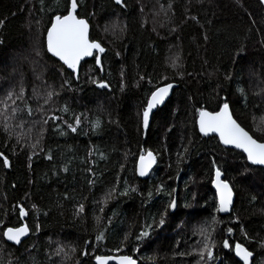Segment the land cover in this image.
<instances>
[{
  "label": "trees",
  "instance_id": "trees-1",
  "mask_svg": "<svg viewBox=\"0 0 264 264\" xmlns=\"http://www.w3.org/2000/svg\"><path fill=\"white\" fill-rule=\"evenodd\" d=\"M67 4L0 0V101L24 89L23 100L13 96L20 111L8 121L9 132L0 117V152L10 161L5 168L0 158V264H95L94 255L115 254L118 247L138 264H195L197 256L179 253L198 248L205 226L215 228L211 264H240L233 250L223 248L224 239L233 247L244 244L253 252L252 264H264V169L248 165L241 152L221 147L196 126L197 108L218 110L226 98L238 123L264 140V7L258 0H124L123 7L113 0H82L78 14L88 19L90 37L105 53L101 65L94 56L83 61L75 81L45 48L51 18ZM65 79L71 84L62 88ZM91 79L109 87L99 88ZM164 83L177 87L144 130L140 113L151 91ZM53 90L59 95L48 99ZM51 116L61 119L43 124ZM75 116L81 123L72 132L67 124H74ZM97 119L101 126L94 130ZM148 150L157 165L143 180L135 164ZM213 161L233 188L227 215L215 210ZM124 181L136 191L119 195ZM113 186L117 192L101 214L97 202ZM169 192L177 207L168 210L165 225L136 240L165 211ZM20 206L27 212L23 219ZM95 215L104 217L99 226ZM212 217L220 222L211 225ZM22 223L28 224L29 237L17 246L7 244L3 229ZM101 229L106 238L97 244ZM125 234L129 239L122 243Z\"/></svg>",
  "mask_w": 264,
  "mask_h": 264
},
{
  "label": "snow or ice",
  "instance_id": "snow-or-ice-1",
  "mask_svg": "<svg viewBox=\"0 0 264 264\" xmlns=\"http://www.w3.org/2000/svg\"><path fill=\"white\" fill-rule=\"evenodd\" d=\"M82 0H68V4L63 13L56 12L51 20L50 26L46 29V50L53 57L58 58L62 65L66 66L67 69L71 70V74L75 75L77 79H79V67L81 61L86 57H93L95 59L96 65H101V56L100 53L105 52V48L102 44L90 37V24L87 18H84L78 14V7ZM43 4V0H41ZM117 5H124V0H115ZM261 3H264V0H261ZM171 7V5H169ZM143 11V9H141ZM195 19V17H192ZM3 21H0L2 24ZM207 39V37H205ZM39 55V53H37ZM119 55V53H117ZM176 59H179L177 57ZM176 59L172 61L171 67L176 68ZM63 75V73H61ZM143 79V77H141ZM162 79L167 80V77H163ZM151 82V81H149ZM91 83L96 84L99 88H108L109 85L104 80L91 79ZM71 80L65 79L61 87L63 88L65 85H70ZM174 87L172 83H164L162 86H156L151 94L148 96L145 106L142 109V113H140L141 117V125L144 130H147L150 126V115L153 113V110L157 108V106L164 104L166 98L169 96L170 90ZM239 91L243 94V89H239ZM24 89L21 88L20 94L16 95L13 92H8L4 101H0V104L3 105V108L0 109V117L5 121L4 130L9 132L10 125L8 121L15 118L16 114L20 111L18 107L15 106V100H13V96H16V99L23 100ZM54 95H59L56 91H49L47 93L48 99H51ZM48 99L44 102L48 103ZM12 101V104L9 105L8 101ZM27 108L28 114L32 115V109L30 106L25 105ZM62 111L67 112V105L64 106ZM197 120L196 124L198 125L199 132L204 136H209L210 134H215L218 136L220 143L225 146H232L235 149L241 150L242 153L246 155V159L253 165L264 166V140L254 138L253 135L249 133L244 127L238 123L237 119L234 118L233 112L231 110L230 104L227 102V99H224V102L221 103L218 107V110L209 111L204 107H200L196 109ZM49 119L55 121L61 119L58 116H51L48 119L43 120V124L47 125ZM81 123L80 116L74 117V124L68 123L67 127L72 131L76 132L77 127ZM93 129H97L101 126V121L97 119L92 122ZM264 126V125H262ZM22 127V125H21ZM58 128V126H57ZM42 128L40 131V139L43 138ZM61 135L65 133L61 130ZM40 139L36 141V143L31 144V148L35 149L40 143ZM17 142H20V136H17ZM191 142V141H190ZM188 149L185 148V152ZM35 155V152H33ZM0 158H2L3 166L5 168L10 167V161L4 153L0 152ZM51 160V150L46 157ZM101 158L103 154H101ZM29 160H31V156H29ZM156 163V155L148 150L147 152L142 151L136 167V172L139 176L143 177L148 175L152 166ZM179 163V160H178ZM30 166V165H29ZM123 168V165H121ZM213 168L215 170V176L212 180V184L216 190V212L224 213L230 211V208L233 203V188L230 185L229 181L226 179H222L223 173L220 168L215 165V161H213ZM68 169L65 167L63 171H67ZM119 182V177H117V183ZM95 181L89 180V184H94ZM125 188L123 191L119 192L121 196L129 195V191L135 192L136 188L132 187L129 189L127 186V181H124ZM164 186H158V191H163ZM173 192L175 189L172 190ZM117 192V187L113 186L110 190H108L101 201L97 203L102 205L99 207V212L101 214L104 213V206L108 204V202L114 198V194ZM171 199L169 200L165 211L159 215V219L157 220L153 217L152 222L146 224V226L136 235V240L140 241L142 239L148 238L150 236V231L155 228L163 227L166 223V218L168 215V210H174L177 207L176 199L172 196V193H167ZM148 196L151 197L152 193L149 192ZM255 199V197H253ZM84 212V205L80 204L78 208V213ZM19 215L20 218L23 219L27 212L25 211L23 206L19 207ZM96 224L99 226L104 219L103 215H95L94 216ZM108 224H111V217L107 218ZM215 217L211 219V225H215L219 223ZM36 230H39V225L36 226ZM243 231V228L241 229ZM30 232V228L28 224H20L18 227H6L3 229L2 235L7 241L13 242L14 244H21L22 238L26 237ZM214 227H201L199 229V235L202 237V240L198 242V248L193 249L192 252L188 253H179V255H195L198 259L195 261V264H211V262L216 258L215 256V248L217 247V242L214 239ZM233 232L232 228L227 229V233L231 235ZM247 237V234L245 233ZM105 230L101 229L97 232L95 236V241L97 244H100L105 240ZM129 239V234H125L123 238V242ZM88 244V241H85ZM222 246L224 249H231L234 251L235 256L239 258V262L242 264H250L251 258L253 257V252L250 251L244 244L236 242L234 247L230 245L228 239H224L222 241ZM260 246L264 247V241L260 242ZM63 251V249H61ZM73 251L75 249L73 248ZM110 252L113 250H109ZM138 251V249H136ZM123 252L122 248H116L114 250L115 254H96L94 255L95 264H137V260L133 258L132 255L121 254ZM87 256L89 253L85 250L82 253Z\"/></svg>",
  "mask_w": 264,
  "mask_h": 264
},
{
  "label": "water",
  "instance_id": "water-1",
  "mask_svg": "<svg viewBox=\"0 0 264 264\" xmlns=\"http://www.w3.org/2000/svg\"><path fill=\"white\" fill-rule=\"evenodd\" d=\"M258 1H259V3L264 7V3H261V0H258ZM113 2L115 3V0H113ZM77 11H78V10H77ZM49 26H50V25H49ZM49 26H48V27H49ZM45 48H46V33H45ZM46 51H47V50H46ZM104 53H105V52H104ZM104 53H100L99 55L101 56V55H103ZM47 54H48L51 58H53L54 60H56L57 62H59V63L62 65V62H60V61L58 60V58L53 57V56H52L50 53H48V52H47ZM90 58H91V57H86V58H84V59L81 61V63H82L83 61H86V60L90 59ZM81 63H80V64H81ZM62 66H63V67L69 72V73H71V70H70V69H67V67L64 66V65H62ZM79 68H80V67H79ZM78 74H79V73H78ZM73 77H74L75 81H77L76 76L73 75ZM172 84H173V83H172ZM173 85H174V87L170 90L169 96L166 98L164 104L169 100V98L171 97V95H172V93H173V90L177 87L175 84H173ZM164 104L157 106V108L162 107ZM157 108H156V109H157ZM156 109L153 110V113L155 112ZM153 113H152V114H153ZM152 114H151V115H152ZM151 115H150V117H151ZM196 120H197V119H196ZM196 126H197V130H198V132H199L198 125L196 124ZM199 134H201V133L199 132ZM201 135H203V134H201ZM203 136H204V135H203ZM209 136H213V137H215V138L217 139V141H218V143H219V145H220L221 147H223V148H227V149H230V150H233V151L241 152V150H239V149H235V148L232 147V146H225V145H223L222 143H220L218 136H216L215 134H210ZM241 153H242V152H241ZM242 154H243V156L245 157L246 163H247L248 165L253 166V167H258V168H262V169H264V166L253 165V164H251L250 162H248L247 159H246V155H245L244 153H242ZM138 159H139V158H138ZM138 159H137L136 164H135V173H136V176H137L138 178H140V179H143V180L148 179V177L150 176L152 170H153V169L156 167V165H157V158H156V163L152 166V168H151V170L149 171L148 175L143 176V177L139 176L138 173L136 172V167H137ZM214 176H215V171H214V173H213V178H212V180L214 179ZM221 178H222V177H221ZM211 188H212V190H213V192H214V194H215V197H216V190H215V187L213 186L212 182H211ZM234 199H235V197H234V195H233V203H234ZM216 202H217V200H216ZM233 203H232V206H233ZM232 206H231V208H230V211H228V212H224V213H220V212H219V213H220L221 215H227V214H229V213L231 212V210H232ZM22 224H25V223H22ZM28 237H29V234H28L26 237L22 238V242L25 241ZM3 239H4V241H5L7 244L17 246V244H14L13 242L7 241L5 238H3ZM18 245H19V244H18ZM233 254H234V258L239 262V258L235 256L234 251H233ZM252 260H253V257L251 258L250 264H252ZM239 263L242 264V262H239ZM137 264H138V261H137Z\"/></svg>",
  "mask_w": 264,
  "mask_h": 264
}]
</instances>
